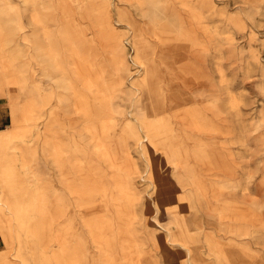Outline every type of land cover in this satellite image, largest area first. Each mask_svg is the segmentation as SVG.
Listing matches in <instances>:
<instances>
[{"label":"rangeland","instance_id":"obj_1","mask_svg":"<svg viewBox=\"0 0 264 264\" xmlns=\"http://www.w3.org/2000/svg\"><path fill=\"white\" fill-rule=\"evenodd\" d=\"M0 76V264H264V0H0Z\"/></svg>","mask_w":264,"mask_h":264},{"label":"bare ground","instance_id":"obj_2","mask_svg":"<svg viewBox=\"0 0 264 264\" xmlns=\"http://www.w3.org/2000/svg\"><path fill=\"white\" fill-rule=\"evenodd\" d=\"M112 26H114L115 27V25L111 22L110 23ZM1 77V76H0ZM10 78L8 79V82L10 83ZM8 84V83H7ZM7 93V92H6ZM6 93H5V91H4V95H0V101H3V99H4V97H5V95H6ZM8 95H10V93L8 92L7 93ZM8 95L5 97V98H7L8 97ZM160 110V109H159ZM138 126H136L135 128H137ZM137 130V129H136ZM141 131V130H140ZM69 139H71V140H74V142H76L77 141V139H76V135H75V133L72 131V132H70V134H68V140ZM114 139V138H113ZM145 141V140H144ZM69 142V141H68ZM113 143V142H112ZM74 144V143H73ZM75 145V144H74ZM66 150V149H65ZM64 167H65V165H64ZM65 171H67V172H65L66 174H65V181L66 182H68V180H69V176H68V174L70 173V170L67 168V167H65ZM144 176H145V174H143ZM143 177V176H142ZM144 178V177H143ZM69 186V185H68ZM180 194V193H179ZM184 194V193H183ZM180 196V195H179ZM181 196H183L184 197V195H181ZM180 200V199H179ZM173 205V204H172ZM177 206H178V203H177ZM176 206V207H177ZM179 207V206H178ZM197 252V251H196ZM199 253V252H198ZM195 255H197V253H195ZM194 257V256H193ZM200 257V256H199ZM190 259V258H189ZM196 259H198V257H196ZM198 260H200V259H198ZM182 262V261H181ZM200 262V261H199ZM191 263V262H190Z\"/></svg>","mask_w":264,"mask_h":264},{"label":"crops","instance_id":"obj_3","mask_svg":"<svg viewBox=\"0 0 264 264\" xmlns=\"http://www.w3.org/2000/svg\"><path fill=\"white\" fill-rule=\"evenodd\" d=\"M0 102L5 103V101H0Z\"/></svg>","mask_w":264,"mask_h":264}]
</instances>
